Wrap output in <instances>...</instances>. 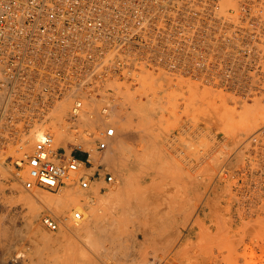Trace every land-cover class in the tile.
Here are the masks:
<instances>
[{
    "label": "rangeland",
    "instance_id": "rangeland-1",
    "mask_svg": "<svg viewBox=\"0 0 264 264\" xmlns=\"http://www.w3.org/2000/svg\"><path fill=\"white\" fill-rule=\"evenodd\" d=\"M217 4L218 8L209 18L199 21L207 24L208 33L190 37L192 61L189 67L177 68L175 73L166 70L158 74L146 73L141 87L130 94V110L125 115L113 116L109 122H104L100 116H86L78 121L79 128L75 129L81 134L79 142L83 147L79 148L74 141L65 145L67 150L82 157L85 161L82 171L93 179L87 189H82L78 184L66 188L81 194L92 191L88 196L97 203H88L85 208L93 215L96 212L95 215L91 216L89 211L81 212L85 217L83 219L87 218L90 222L97 221L94 220L95 216L100 219L99 224L96 222V228L90 230L91 235L96 232L93 237L88 236L90 232L82 233V236L70 232L63 239H55L57 231L67 229L63 225L66 224L65 219L55 208L42 207L41 215L44 217L50 213L57 216L60 222L63 221L61 229L52 230L47 226L43 230H38L37 226L27 228L25 222L32 216V210L30 204L25 202L26 195L36 192L58 198L66 192L67 182L54 189L39 185L28 189L24 185L25 178L16 173L26 170L27 153L34 152L36 142L33 141L34 146L29 147L26 155L21 152V143L7 144V141L2 146L0 219H3L0 222V242L14 236V254L24 250L25 255L19 263L10 258L12 260H0V264H80V256L85 255L90 257L92 264H206L208 259L211 261L209 264L216 261L220 264L221 259L223 264H230L232 259L231 264H264V0H218ZM135 95L141 97L136 98ZM53 119L57 123L65 117L59 115ZM108 123L116 127V134L109 138L108 147L101 150L97 147L99 138L103 137L99 129ZM87 126L93 130L88 132L82 129ZM94 129H97L96 133ZM52 132L58 133L55 129ZM55 143L56 146L62 145ZM162 144L169 146L171 153L168 152L169 148L161 147ZM141 145L146 151L149 148L148 157ZM139 153L145 159L142 156L134 158ZM21 159L23 163L19 162ZM123 161L128 167L133 165V171H127V175L124 174ZM131 174L137 187L122 182L123 178L133 181ZM109 175H113L114 179L109 180ZM194 186L201 193L194 192ZM129 187L132 193L137 191L133 198ZM112 188H122L125 192L122 196L111 197V192L115 190ZM126 188L129 191L127 194L130 193L129 199L125 196ZM205 189L208 191L205 192ZM187 195L191 196H188L189 201ZM107 196L111 202H107ZM103 197L106 203L101 200ZM114 198L121 202L118 205L113 203L118 202ZM194 199L198 202L195 209L192 206L196 203ZM126 201H135V206L134 203L132 205L137 210H134L131 202L125 205ZM179 201L183 206H177ZM137 202L139 208L136 207ZM207 202H214L215 207L209 204L210 208H207L209 215L204 223L206 226L208 224L209 229H206V233V226H203L204 229H193L191 221L196 218L193 214L198 216ZM93 205L97 206L94 207L95 212L91 208ZM214 209H217V213L221 212L219 217L222 220L217 219L218 214ZM76 210L80 211L77 207L70 211L67 223H76ZM121 214L123 220H120ZM117 217L119 226H115L116 223L118 225L115 221ZM10 220L18 222L17 230L13 229ZM112 220L116 223H112ZM232 220H237L234 230L231 229ZM218 224H223V227ZM46 230L50 238L54 237L49 239L48 246L44 240ZM119 230L124 233L119 234ZM215 234H218L217 237ZM89 238L93 239L90 241ZM133 247L137 248L136 254L131 252ZM227 254H231V257ZM222 255H226L227 259L221 258ZM212 256L213 260L210 259Z\"/></svg>",
    "mask_w": 264,
    "mask_h": 264
},
{
    "label": "built area",
    "instance_id": "built-area-1",
    "mask_svg": "<svg viewBox=\"0 0 264 264\" xmlns=\"http://www.w3.org/2000/svg\"><path fill=\"white\" fill-rule=\"evenodd\" d=\"M217 3L0 0V147L7 141L20 144L26 133L59 115L74 123L80 116L109 122L128 112L130 94L146 73H175L191 65L190 37L208 33L207 24L199 21L209 18ZM99 131L103 137L97 147L104 150L116 127L108 123ZM54 142L49 131L36 139L33 154L25 159V186L54 189L70 178L89 188L93 179L82 172V157ZM45 221L52 229L59 227L53 217Z\"/></svg>",
    "mask_w": 264,
    "mask_h": 264
},
{
    "label": "bare ground",
    "instance_id": "bare-ground-1",
    "mask_svg": "<svg viewBox=\"0 0 264 264\" xmlns=\"http://www.w3.org/2000/svg\"><path fill=\"white\" fill-rule=\"evenodd\" d=\"M143 81H144V79H143ZM137 92V91H136ZM134 94V93H133ZM131 98V97H130ZM145 103V102H144ZM147 103V102H146ZM131 104V103H130ZM141 105H142V103H141ZM144 105V104H143ZM1 107H2V96H1V93H0V113H1ZM143 108H144V106H142ZM148 106H146V108H147ZM64 108H66V104L64 105ZM133 109V108H132ZM141 111V110H140ZM134 112V111H133ZM135 113V112H134ZM142 113V112H141ZM147 113V112H146ZM146 113H144V114H146ZM57 115H59L58 113H56ZM126 114V113H125ZM125 114H123V115H125ZM122 115V116H123ZM61 116H63V115H61ZM121 116V115H120ZM58 117V116H57ZM86 116H80V117H78L77 118V121H75L76 123H74V122H70L67 118L68 117H65V119H63V120H58L57 121V123H55V121L53 120L52 121V123L50 122V121H47V122H45V123H43V124H39L36 128H34L31 132H28V133H26L22 138H21V140H20V145H19V147L20 148H22V150H21V152H22V154H25L26 155V153L29 151V147H33L34 146V143H33V141L34 142H36V139H38V138H42L44 135H46V133H47V131H49V132H51V134H53V138H54V141L55 142H57V145H59V144H62V145H68L69 144V142H73L74 141V144H76V145H78L79 147H83L82 146V144L79 142L80 141V136H81V134H78L76 131L77 130H73L72 128H71V125H74L76 128L75 129H77L78 127H79V123H78V121L79 120H81L82 118H85ZM115 117V116H114ZM62 124V127L59 125L58 126V124ZM119 124H120V122H119ZM120 127V126H119ZM55 129V131H58V133H57V135L55 134V133H53L52 131ZM119 129V128H118ZM117 130V129H116ZM94 131H95V133H96V131H97V129H94ZM116 132V131H115ZM116 134V133H115ZM3 135H5L4 133H3ZM29 136V137H28ZM144 136V135H143ZM147 136H148V134H147ZM25 137V138H24ZM54 142V143H55ZM6 143V142H5ZM30 143H32V146H30L31 144ZM78 143V144H77ZM163 145L165 146V144H162V146L161 147H163ZM166 145H168V144H166ZM171 145V144H170ZM55 147H56V143H55ZM139 147V146H138ZM143 147V145H141V147L140 148H142ZM148 147V146H147ZM171 148H172V145L170 146ZM145 148H146V146H145ZM165 148H169V146H165ZM173 148H175L174 146H173ZM2 149V147H0V150ZM143 149H144V147H143ZM161 149V148H160ZM164 149V148H163ZM28 150V151H27ZM31 150V149H30ZM139 150V149H138ZM142 150V149H141ZM145 150V149H144ZM143 150V151H144ZM149 150V148L147 149V151ZM165 150L166 149H164V152H165ZM169 150H170V148L168 149V152H169ZM176 150V149H175ZM18 151V150H17ZM133 151V150H132ZM146 150H145V152H144V154L146 153V156L148 157L149 155H148V152H147ZM33 152V151H32ZM27 153V156L29 155L30 156V154L32 155L33 153ZM130 152V151H129ZM140 152V151H139ZM141 153H143L142 151H141ZM169 153H171V152H169ZM130 154H131V152H130ZM143 154V155H144ZM168 154V153H167ZM139 156H135L134 158H136L137 159V157H141L142 155L139 153L138 154ZM21 156V155H20ZM128 156V155H127ZM145 156V155H144ZM145 156V157H146ZM171 156V155H170ZM132 157H133V155H132ZM128 158H129V156H128ZM128 158L126 159V160H128ZM142 158H144L143 156H142ZM142 158H140V160L142 159ZM139 159V158H138ZM145 159V158H144ZM129 161V160H128ZM127 161V162H128ZM3 161H1L0 162V164L2 163ZM19 162H21V160H19ZM124 162V164H125V171H124V174H126L127 175V171H129L130 173H131V171H133L132 170V167H133V165H129V167H128V165H127V163H125V161H123ZM136 162V161H135ZM142 162V161H141ZM134 163V162H133ZM137 163V162H136ZM132 164V163H131ZM0 173L1 172H3L2 171V164L0 165ZM5 168V167H4ZM10 168V167H9ZM11 169V168H10ZM27 169L28 168H26V170L24 169L22 172H19V173H16L18 176H22V178L24 177L25 179H24V185H25V181H26V178H27ZM9 170V169H8ZM84 171V170H83ZM82 171V172H83ZM14 172V171H13ZM18 172V171H17ZM78 172V171H77ZM84 173V172H83ZM1 176V175H0ZM126 177H128V176H126ZM125 177V178H126ZM132 178V174H131V177H130V179ZM135 178V177H134ZM1 179V178H0ZM129 179V178H128ZM133 179V178H132ZM131 179V180H132ZM125 179L123 178V180H122V182H125L124 184H129V186L131 185V184H133L134 186H136L137 187V185H135V184H137L136 182H134L135 181V179H133V181H131L130 182V180H125ZM211 180V179H210ZM74 181V182H73ZM138 181V180H137ZM67 182V184H66V186H65V189L66 188H71L70 186H72V185H77V183L75 182V180H72V179H70V178H67L66 179V181H65V183ZM121 182V183H122ZM121 183H119V184H121ZM217 183V182H216ZM194 184H197V183H194ZM117 185V184H116ZM123 185V184H122ZM133 185H131L130 187H132ZM198 185V184H197ZM40 186V185H39ZM120 186V185H119ZM124 186V185H123ZM196 186V185H195ZM195 186H194V190H195ZM208 186H209V184H208ZM207 186V187H208ZM41 187H47V186H41ZM126 187H128L127 185H126ZM128 188L129 189V191H130V189L131 188ZM217 187H218V184H217ZM82 188V187H81ZM82 189H84V188H82ZM112 189H115V188H112ZM128 189L126 188V190H127V192H126V197L129 199V194L130 193H132L133 192V190L131 189V191H130V193L129 194H127L129 191H128ZM200 189V188H199ZM217 189V188H216ZM193 190V189H192ZM196 190H198L197 188H196ZM194 191V192H199V193H201L200 192V190H198V191ZM123 191L125 192V190H122V188H117V189H115V190H113L112 192H111V194L113 195V196H111V197H115V195L116 196H118V195H123ZM135 191V190H134ZM186 191L188 192V190L186 189ZM190 191V190H189ZM205 192L206 191H208V189H205L204 190ZM136 193H137V191H135ZM134 192V193H135ZM186 192V194H188ZM192 193H193V191H191ZM87 193H88V191H87ZM90 193V192H89ZM89 193L88 194H85V193H74L72 190H67L66 189V192L62 195V196H60V197H58V198H53V197H49V196H46V195H42V194H36V192H35V194H28V195H26V199H25V202L26 203H29L30 204V208H31V210H32V216L30 217L29 216V220H28V222L26 223L25 222V225H26V227L28 228V227H31V228H33V226H37V228H38V230L40 229V230H43V228H44V226H47L49 229H52L47 223H46V221H45V219L47 218V217H53V218H55L57 221H59L58 220V217L57 216H54V215H52V214H45V216L43 217L42 215H41V208L43 207H46V208H49V209H53V208H55L56 209V211L60 214V215H62L63 216V218L65 219V221H66V224L64 223L63 225H65L64 227H67V229L65 230V228H64V231L63 232H59L58 233V231H57V234H58V236H57V238H55V239H59V238H62L63 239V236H65V235H67L68 233H78L79 235H81L82 236V233H89L90 232V234L88 235V236H90L91 235V229L92 228H96V222L99 224L100 222H98V221H100V219L98 220V219H96V218H98L97 216H95L96 218L94 219V217H93V219L94 220H97V221H89V219H83V218H85L84 217V214L81 212V210L82 211H84L85 213H89V212H91V211H89V210H86V204H90L91 202H92V204H93V202H94V200H93V198L92 197H90V196H88L89 195ZM91 193H92V191H91ZM90 193V194H91ZM95 193V192H94ZM109 193V192H108ZM108 193H106V194H108ZM134 193H132V194H130V196L132 197V195H134ZM198 193V194H199ZM185 194V195H186ZM203 194V193H202ZM102 196L104 195V194H101ZM121 195V196H122ZM192 195V194H191ZM200 195V194H199ZM207 195V194H206ZM205 195V196H206ZM209 195V194H208ZM101 196V197H102ZM105 196V195H104ZM110 196V195H109ZM109 196H107V197H105V198H107V202H108V200L111 202V198L109 197ZM120 196V197H121ZM136 197H137V195H135ZM134 196V197H135ZM188 196L189 197H191L190 195H187V199H188ZM193 196V195H192ZM136 197L134 198V199H136ZM194 197L196 198L197 196L196 195H194ZM118 198V197H117ZM115 199L116 201H118V202H113V203H115V204H119L121 201H120V199ZM123 198H125L124 196H123ZM133 198V197H132ZM210 199L212 198V197H209ZM95 199V198H94ZM104 199V197L101 199V200H103ZM128 199H125V200H128ZM197 199H198V197H197ZM196 199V200H197ZM204 199H206L205 197H204ZM209 199V200H210ZM105 200V199H104ZM103 200V201H104ZM114 200V201H115ZM140 199H137V201H139ZM195 199H194V201L196 202V203H194V204H192V206H194V209H195V207H197V206H195V204L197 205V201H196ZM207 200V199H206ZM206 200H204L205 202H206ZM212 200V199H211ZM214 200H216V199H214ZM213 200V201H214ZM122 201H124V199H122ZM141 201V200H140ZM139 201V202H140ZM171 201H173V200H171ZM174 201H178V200H174ZM188 201H189V199H188ZM193 201V200H192ZM105 203H106V201H104ZM110 202L108 203L109 205H110ZM125 202V201H124ZM123 202V203H124ZM128 202H131L130 204L132 205L134 202H132V201H126V203H125V205H129L128 204ZM180 203L182 202V201H179ZM190 202H191V199H190ZM190 202H189V204H190ZM215 202V201H214ZM214 202H207L205 205H204V207L202 208V210H201V212L198 214V216L194 213V210H192V212L194 213H192L194 216H196V218L193 220V221H191L190 223L191 224H193V229H195V228H197V227H199V228H203L204 229V227L203 226H206L205 225V221L207 220V218H208V215H209V212H206V211H208L207 210V208H210L209 207V204H212V206L211 207H215V206H213V203ZM95 203V202H94ZM97 203V202H96ZM95 203V204H96ZM113 203H111V204H113ZM123 203H121V204H123ZM175 203V202H174ZM177 203V202H176ZM180 203L178 204L177 203V206L179 205V206H183L182 204L183 203H181V205H180ZM192 203V202H191ZM201 203V202H200ZM88 204V205H89ZM92 204H90V205H92ZM115 204H113V205H115ZM215 204V203H214ZM113 205H111V206H113ZM199 205V204H198ZM120 206V205H119ZM118 206V207H119ZM122 206H124V204L122 205ZM121 206V207H122ZM133 206V205H132ZM134 206H135V203H134ZM133 206V207H134ZM191 206V205H190ZM75 207H77L80 211H74V220L76 221V223H67V220L66 219H69V216H70V211L72 210L73 211V209L75 208ZM89 207V206H88ZM95 205H93V207H91V208H93L94 210H93V212H95V208H97V206L95 207ZM129 207V206H128ZM132 207V209H134ZM136 207H138V202H137V206ZM140 207V206H139ZM138 207V208H139ZM175 207H176V204H175ZM198 207H201V206H198ZM114 208V207H113ZM123 208H125V206L123 207ZM123 208H122V210H123ZM181 208H183V207H181ZM193 208V207H192ZM212 208V209H213ZM217 208V207H216ZM199 209V208H198ZM114 210V209H113ZM115 210H117V209H115ZM121 210V209H120ZM135 211L137 210L136 208L134 209ZM215 210V212L217 211V209H214ZM220 210V209H219ZM87 211H89V212H87ZM210 211H212V210H210ZM182 212H184V211H182ZM198 212V211H197ZM219 212V211H218ZM224 212V211H223ZM78 213H81L82 214V217L81 218H79L78 217ZM92 213V212H91ZM96 213V212H95ZM95 213H94V215H95ZM122 213H124V211L122 212ZM129 213V212H128ZM186 213V212H185ZM212 213V212H211ZM220 213V215H222L221 214V212H219ZM219 213H217L216 212V215H217V219H221L220 217V215H219ZM72 214V213H71ZM117 214V213H116ZM125 214V213H124ZM131 214V213H130ZM183 214V213H182ZM188 213H186V215H187ZM224 214V213H223ZM44 215V214H43ZM93 215V213L91 214V216ZM93 215V216H94ZM97 215V214H96ZM100 215H101V213H100ZM113 215V214H112ZM120 215V214H119ZM118 215V216H119ZM122 216H121V218H120V220L122 219V217H123V214H121ZM126 215V214H125ZM124 215V216H125ZM129 215V214H128ZM62 216H59V217H62ZM73 216V215H72ZM99 216V215H98ZM127 216V215H126ZM176 216V215H175ZM214 216V215H213ZM220 216V217H219ZM42 217V218H41ZM112 217V216H111ZM114 217H116L115 215H114ZM166 217V216H165ZM192 217V216H191ZM126 218H128V217H126ZM129 218H130V216H129ZM178 218V217H177ZM183 218V217H182ZM185 218H187V217H185ZM211 218H213L212 216H211ZM3 218H1L0 219V222H1V220H2ZM12 219V218H11ZM108 219V218H107ZM116 219H118V220H116ZM115 219V221H119V218L117 217ZM124 219V218H123ZM122 219V220H123ZM164 219V218H163ZM162 219V220H163ZM188 219H189V217H188ZM232 219V218H231ZM63 220V219H62ZM90 220H91V218H90ZM102 220V219H101ZM111 220V219H110ZM167 220V219H166ZM177 220V219H176ZM175 220V221H176ZM190 220V219H189ZM222 220V219H221ZM114 221V222H115ZM164 221V220H163ZM162 221V222H163ZM167 221H169V219L167 220ZM178 221H179V219H178ZM218 221V220H217ZM217 221H215V222H217ZM220 221V220H219ZM237 220H235V221H231V229H233L234 230V226L236 225L235 224V222H236ZM5 222V221H4ZM3 222V223H4ZM10 222H13V229L14 230H17V228L19 227L18 225V222H16V221H13V220H10ZM62 223H63V221H61ZM60 221H59V227H60V225H62V223H61ZM94 222V223H93ZM103 221H101V223H102ZM113 222V220H112V223H114ZM165 222V221H164ZM171 222H172V220H171ZM214 222V221H213ZM116 223V222H115ZM114 223V224H115ZM175 223H177V222H175ZM175 223H173V226H174V224ZM188 223V220H186V223L185 224H187ZM212 223V222H211ZM70 224V225H69ZM214 224V223H213ZM216 224V223H215ZM9 225H10V223H9ZM24 225V226H25ZM102 225V224H101ZM120 224H119V222H118V225H117V223L115 224V226H119ZM184 225V224H183ZM217 225V224H216ZM219 225V227H221V225H222V227H223V224H218ZM230 225V224H229ZM114 226V227H115ZM177 226V225H176ZM207 226H208V224H207ZM206 226V228H205V231L204 232H206L207 230L206 229H209L208 227ZM224 226H225V224H224ZM238 226V225H237ZM237 226H236V228H237ZM3 227H5V226H3ZM10 227V226H9ZM59 227L57 228V229H59ZM112 227V226H111ZM218 227V228H219ZM62 227H60V229H61ZM101 228H103V227H101ZM179 228V227H178ZM36 229V228H35ZM57 229H52V230H57ZM177 229V228H176ZM219 229H221V228H219ZM223 229V228H222ZM229 229H230V227H229ZM229 229H228V232H229ZM4 230H5V228H4ZM37 230V229H36ZM178 230H180V229H178ZM210 230H212V229H210ZM216 230H218V229H216ZM96 231V230H95ZM120 231V230H119ZM203 231V230H202ZM219 231V230H218ZM223 231H225V228L223 229ZM6 232V231H5ZM45 232V231H44ZM121 233H119V234H122V233H124V232H122V231H120ZM212 232H214V231H212ZM3 233H4V231H3ZM14 233V232H13ZM21 233V232H20ZM93 233V232H92ZM96 233V232H95ZM95 233H93V234H95ZM126 233V232H125ZM207 233V232H206ZM224 233V232H223ZM223 233H221V237H222V234ZM226 233V232H225ZM7 234V233H6ZM48 234H49V231L48 230H46V234L44 233V236H45V239L44 240H46V243H48L47 244V246L49 245V241H51V240H49V239H53L54 237H52V238H50L51 237V235L50 236H48ZM91 235L92 237L94 236V235ZM118 234V237L120 236ZM179 234H180V231H179ZM203 234H205V233H203ZM203 234H201V236L203 235ZM209 235H210V233H208ZM212 234V233H211ZM5 235V234H4ZM13 235V234H12ZM16 235V234H15ZM68 235H70V234H68ZM67 235V236H68ZM145 235H146V232H145ZM181 235V234H180ZM179 235V236H180ZM216 235H218V234H215V237H217ZM228 237H229V235L228 234H226ZM230 235H231V233H230ZM236 235V234H235ZM7 236H8V234H7ZM7 236H5L4 238H6ZM13 237L14 236H12V238H6L5 239V241H1L0 242V260H6V261H8L10 258H12L13 259V261L16 263H19L20 262V259L22 258L23 259V254L25 255V251L23 250V252H21L20 250V252L19 251H16L17 253L16 254H14V252H13V250H14V239H13ZM146 237V236H145ZM203 237V236H202ZM212 237H214L213 235H212ZM214 237V238H215ZM230 238H232V237H230ZM93 239V238H92ZM91 239V240H92ZM145 239V238H144ZM218 239V238H217ZM229 239V238H228ZM235 239H236V237H235ZM88 240H90V238L88 239ZM90 240V241H91ZM220 240H221V238H220ZM227 240V238L225 239V241ZM232 240V239H231ZM230 240V241H231ZM233 240H234V237H233ZM238 240V239H237ZM55 241V240H54ZM215 241V240H214ZM213 241V242H214ZM53 242V241H52ZM144 242V241H143ZM221 242H224V241H221ZM232 242V241H231ZM218 243H219V241H218ZM216 244H217V240H216ZM235 244V243H234ZM238 244V243H237ZM115 245V244H114ZM218 245H221V244H218ZM224 245V244H223ZM230 245V244H229ZM15 246H17L16 244H15ZM46 246V245H45ZM44 246V247H45ZM125 246V245H124ZM222 246V245H221ZM235 246H236V244H235ZM234 246V247H235ZM50 247V246H49ZM88 247H89V245H88ZM93 247H95V246H93ZM92 247V248H93ZM232 247V249H233V245L231 246ZM230 247V248H231ZM237 248H238V245L236 246ZM235 247V248H236ZM91 248V247H90ZM91 248V249H92ZM125 248H126V246H125ZM134 248V249H133ZM132 249V253H135L136 254V252H137V248L136 247H133ZM218 248L219 249H221L220 248V246H218ZM217 248V249H218ZM51 249V248H50ZM68 249V248H67ZM66 249V250H67ZM218 249V250H219ZM229 249V248H228ZM16 250H17V248H16ZM112 250V249H111ZM123 250V249H122ZM129 249H127V251H128ZM130 250H131V247H130ZM218 250H217V252H218ZM223 250V249H222ZM230 250V249H229ZM229 250H227V251H229ZM106 251V250H105ZM116 251H118V250H116ZM224 251V250H223ZM232 251V250H231ZM235 251H236V249H235ZM65 252V251H64ZM120 252V251H119ZM128 252H130V251H128ZM214 252V251H213ZM220 252V251H219ZM238 252V251H237ZM67 253H69V251L67 252ZM118 253V252H117ZM123 253V252H122ZM124 253H125V249H124ZM215 253V252H214ZM225 253V252H224ZM228 253V252H227ZM234 255H235V253L234 252H232ZM106 254H108L107 252H106ZM116 254V253H115ZM121 254V253H120ZM134 254V255H135ZM208 254V253H207ZM213 254V253H212ZM215 254H218V253H215ZM220 254V253H219ZM218 254V255H219ZM223 254V253H222ZM232 254V255H233ZM64 255V254H63ZM62 255V256H63ZM110 255V254H109ZM209 255V254H208ZM227 255H230V257H231V254H227ZM67 256V255H66ZM73 256V255H72ZM214 257H216L217 255H213ZM213 256L212 257H210V259H212L213 258ZM237 256V255H236ZM57 257H59V256H57ZM65 257V256H64ZM182 257V256H181ZM207 257V256H206ZM224 256L222 255L221 256V258H223ZM229 257V256H228ZM230 257H229V259H230ZM233 257V256H232ZM26 258V257H25ZM24 258V259H25ZM90 257L89 256H80V260H79V262H80V264H92V262H91V259H89ZM106 258V257H105ZM113 258V257H112ZM183 258V257H182ZM217 259L219 258V257H216ZM226 258V255H225V257H224V259ZM12 259H10V260H12ZM59 259V258H58ZM113 259H115V258H113ZM113 259L111 260V261H113ZM215 259V258H214ZM227 259V258H226ZM74 260V259H73ZM213 260V259H212ZM233 260V259H232ZM232 260H231V263H232ZM12 261V262H13ZM23 261V260H22ZM57 261V260H56ZM214 261H216V260H214ZM219 261H220V259H219ZM221 261H222V259H221ZM220 261V264L222 263ZM226 261V260H225ZM10 262V261H9ZM61 261H59V263H60ZM63 262V261H62ZM69 262V261H68ZM77 262V261H76ZM178 262V261H177ZM211 261H209V259L207 260V262H206V264H209ZM235 262H236V260H235ZM58 263V262H57ZM179 263V262H178ZM214 263H216V264H218V262L216 261V262H214ZM213 263V264H214ZM227 263H229L228 262V260H227ZM230 263V264H231ZM234 263V262H233ZM12 264V263H11ZM14 264V263H13ZM22 264V263H21ZM63 264V263H62ZM115 264V263H114ZM181 264H182V262H181ZM223 264V263H222Z\"/></svg>",
    "mask_w": 264,
    "mask_h": 264
},
{
    "label": "crops",
    "instance_id": "crops-1",
    "mask_svg": "<svg viewBox=\"0 0 264 264\" xmlns=\"http://www.w3.org/2000/svg\"><path fill=\"white\" fill-rule=\"evenodd\" d=\"M83 153V152H82Z\"/></svg>",
    "mask_w": 264,
    "mask_h": 264
}]
</instances>
